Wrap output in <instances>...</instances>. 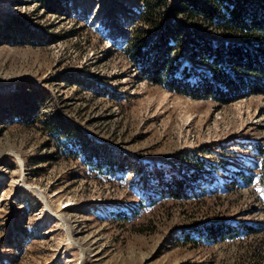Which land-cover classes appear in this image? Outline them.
<instances>
[{"label":"rangeland","instance_id":"1","mask_svg":"<svg viewBox=\"0 0 264 264\" xmlns=\"http://www.w3.org/2000/svg\"><path fill=\"white\" fill-rule=\"evenodd\" d=\"M138 12L0 0V264H264V96L149 83Z\"/></svg>","mask_w":264,"mask_h":264},{"label":"trees","instance_id":"2","mask_svg":"<svg viewBox=\"0 0 264 264\" xmlns=\"http://www.w3.org/2000/svg\"><path fill=\"white\" fill-rule=\"evenodd\" d=\"M138 9L123 47L149 83L223 105L264 96V0H138Z\"/></svg>","mask_w":264,"mask_h":264}]
</instances>
